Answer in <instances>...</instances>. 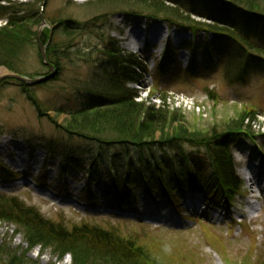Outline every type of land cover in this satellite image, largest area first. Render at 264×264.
<instances>
[{"label":"rangeland","instance_id":"obj_1","mask_svg":"<svg viewBox=\"0 0 264 264\" xmlns=\"http://www.w3.org/2000/svg\"><path fill=\"white\" fill-rule=\"evenodd\" d=\"M11 1L19 6L28 5L36 13L41 9V17L42 14L48 19L72 17L84 25L83 31L72 37L70 54L62 60L63 69L56 79L32 85V92L42 102L51 101L70 109L77 104L101 101L94 91L102 80L98 63L101 52H98L106 47L101 37L104 35L115 39L124 56H131L147 68L145 73L138 71V84L128 85L137 91L138 102L158 108L165 99L168 107L180 111L190 130L210 131L227 126L238 120L240 112L248 107L257 111V117L250 125V137L235 140L230 148L235 174L241 181L234 199L230 200L222 189L204 180L214 173L208 150L189 145H184V152L193 155L195 171L203 174L199 185L191 189L200 195H194L195 198L187 190L169 199L157 189L151 193L137 180H133V191H130L126 178L131 167L134 175L141 177L145 161L155 166L156 160L176 158L180 168H184L178 147H154L145 151L100 149L71 137L59 129L70 120L69 115L51 112L48 117H41L23 87L4 79L12 73L0 67L9 72L0 79V145L7 138L20 143L16 148L8 145L0 155V199H16L46 221L67 230L84 224L103 231L114 229L122 237L136 241L157 264H264V184L253 186L245 179L247 173L249 178L252 175L251 171L246 172L249 163L264 169V65H252L236 47L218 40L216 66L207 71L202 55L207 44L216 42L212 34L171 30L165 23L123 14L112 18L109 25L93 23L94 12L89 14L90 10L84 6L95 0H47L44 12V2L39 0ZM162 1L170 6L179 4L187 10L216 11L209 14L215 19L241 21L237 14L224 16L222 8L208 0ZM18 8L23 11L21 16H29L27 7ZM201 13L192 18L216 23L206 16L208 12ZM38 19L29 22L37 35L54 30L50 20L38 24ZM5 24L6 21H0V28ZM256 30L258 34L264 33L263 26ZM130 31L138 32L140 47L129 49V34L133 33ZM252 31L247 28L243 33ZM32 39L21 57L23 72L32 79L47 77L50 70L43 64L38 38ZM155 39L159 44H154ZM180 43L183 45L178 49ZM169 45L177 49V62L166 74L160 70V64ZM191 46L198 55L199 71L194 74L188 66L194 51ZM84 55H92L94 63L87 62ZM246 66L248 73L240 78L241 67ZM247 157L252 158L246 164ZM12 164L24 165V172L15 170ZM98 170L107 180L91 183V172ZM113 175L118 178V188L111 184ZM167 177L165 174L162 178L168 180ZM155 178L159 179L158 173ZM20 183L23 186L9 189ZM38 187L47 189L44 196L36 191ZM194 202L196 211L189 209ZM9 260L15 264H73L70 255L60 258L50 248L29 249L23 230L0 220V264Z\"/></svg>","mask_w":264,"mask_h":264},{"label":"trees","instance_id":"obj_2","mask_svg":"<svg viewBox=\"0 0 264 264\" xmlns=\"http://www.w3.org/2000/svg\"><path fill=\"white\" fill-rule=\"evenodd\" d=\"M208 1L220 6L224 16L237 14L241 21L234 23L229 19H215L209 14L216 11H207V9L200 11L197 8L187 10L179 4L170 6L162 0H95L93 3L88 2L84 7H88L86 9L90 10L89 14L94 12L91 16L96 18L93 23L109 25L112 18L123 14L127 17H146L150 21L165 23L171 28L176 27L195 35L201 32L212 34L216 42L211 41L207 44L202 55L204 68L207 71L214 70L216 66V57L219 55L216 50L218 40L226 41L236 47L252 65L263 66L264 33L258 34L256 29L258 26L264 27V0ZM39 2L42 3L44 0ZM18 7H27L26 13L29 16H21L23 11ZM33 9L28 5H16L11 0H0V21H6V24L0 28V67L6 68L14 75L27 78L32 77L23 72L21 57L34 40L32 38H38L29 22L36 17H39L38 24L42 22L41 9L37 13ZM201 12H208L205 13L206 16L217 24L195 21L192 18L202 14ZM46 19L50 20L55 28L53 31H44L42 41L46 46L48 61L56 68L59 75L63 69L62 60L67 59L70 54L68 50L73 42L72 37L76 32L83 31L84 25L82 21L72 17L59 16ZM247 28L253 29L252 33H243ZM62 37L70 42L66 43ZM101 37L106 44L105 49L98 52H101L98 63L102 70V80L94 91L101 101H90L84 105L77 104L73 108L65 109L51 101L45 103L37 99L32 92V85L14 79L10 81L23 87L41 117H48L51 112H56L57 115L60 113L69 115L70 120L65 126H59V129L100 149L122 148L145 151L154 147L160 149L178 147L180 156L185 162L184 168H180L176 158L174 161L173 159L156 160L155 166L145 161L140 170L141 177L135 176L131 167L126 178L128 190L133 191L132 182L137 180L141 181L140 184L151 193L157 189L171 199L180 192L192 190V186H198L203 174L195 171L193 155L184 152V145H189L208 150L214 173L210 179L204 177V180L215 184L217 189H222L230 200L234 199L241 181L236 177L230 148L235 140L250 137V125L256 119L257 111L248 107L240 112L238 120L231 121L227 126L210 131H192L185 125V119L180 111L168 107L165 99H162L163 105L158 108L155 105L138 102L137 91L128 85L138 84L140 78L138 71L145 73L147 68L131 56H124L115 39H107L104 35ZM193 49L189 66H191L190 72L194 74L199 68L196 67L197 50L194 47ZM84 56L87 57V62L94 63L92 55ZM176 62L177 50L169 45L160 64V70L167 74ZM247 73L248 67H241L239 77L245 78ZM92 93L90 91V94ZM52 122L56 124L55 121ZM155 173L159 174V179L155 178ZM9 174L14 177L13 173ZM165 174L168 180H163ZM101 180L107 179L100 170L97 173L91 172V183L96 184ZM110 180L113 186H118L117 176L113 175ZM119 198L122 200L121 197ZM0 220L22 229L29 249L50 248L60 258L70 255L73 264H157L150 260L147 251L136 241L122 237L114 229L103 231L84 224L67 230L60 224L46 221L37 211L25 207L16 199H0ZM3 262L1 263L15 264L13 260Z\"/></svg>","mask_w":264,"mask_h":264},{"label":"bare ground","instance_id":"obj_3","mask_svg":"<svg viewBox=\"0 0 264 264\" xmlns=\"http://www.w3.org/2000/svg\"><path fill=\"white\" fill-rule=\"evenodd\" d=\"M133 32V33H132ZM155 32H157V30L155 31ZM130 33H132V34H129V40H130V44H129V49H135V48H138V46H139V43H138V32L137 31H130ZM154 42V44H159V41H157L156 39L153 41ZM140 47V46H139ZM9 72L8 71H6L5 69H1L0 68V79L4 76V75H6V74H8ZM12 145L13 147H15L16 148V146H18L20 143L17 141V142H14V141H11L9 138H7V139H4L3 140V142H2V144L0 145V155H2V154H4V151H5V149L7 148V146L8 145ZM14 150H16V149H14ZM251 158L252 157H247V158H245V163L247 164V163H249L250 162V160H251ZM15 170H17V171H19V172H24V170H25V166L24 165H21V166H19V165H14V164H12L11 165ZM252 172V175H251V177L249 178L248 177V173H247V177L245 178L246 180H248L249 181V183H251L253 186L254 185H258V184H264V169L261 167V166H258L257 164H251V165H249L248 164V167H247V170H246V172ZM246 172H245V174H246ZM17 186H23V184H17V185H14V186H11L9 189H11V190H13V188L14 187H17ZM36 189V191L39 193V194H41V195H45V192L47 191V189L46 188H35ZM254 193V192H253ZM47 194V193H46ZM200 195V194H199ZM51 199H53V198H51Z\"/></svg>","mask_w":264,"mask_h":264},{"label":"water","instance_id":"obj_4","mask_svg":"<svg viewBox=\"0 0 264 264\" xmlns=\"http://www.w3.org/2000/svg\"><path fill=\"white\" fill-rule=\"evenodd\" d=\"M45 7H46V0L44 1V4H43V12L45 10ZM42 19H43L42 23L44 24L46 22L44 14H42ZM39 49H40V53H41V56H42V59H43L45 66H47L50 69L51 74L49 76L43 77V78H38V79H29L26 77H20V76L14 75V74H9L4 79H6V80L14 79V80L20 81L24 84H30V85H35V86L36 85H43V84H46L52 80H55L56 77L58 76V72L56 71L55 67L51 63H49L48 58H47V54H46V48H45L40 36H39Z\"/></svg>","mask_w":264,"mask_h":264}]
</instances>
